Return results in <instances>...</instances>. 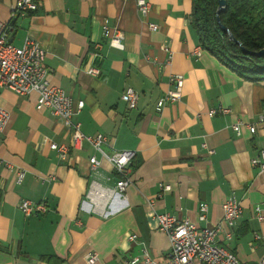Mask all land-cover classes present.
<instances>
[{
    "label": "crops",
    "instance_id": "0c3cea01",
    "mask_svg": "<svg viewBox=\"0 0 264 264\" xmlns=\"http://www.w3.org/2000/svg\"><path fill=\"white\" fill-rule=\"evenodd\" d=\"M149 1L143 16L134 0H43L12 19V42L37 40L46 50L47 80L74 102L83 100L74 117L82 132L106 136L107 153L134 150L135 157L131 183L106 201L103 215L93 213L85 193L92 181L114 188L111 163L86 142L60 158L49 144L70 143L62 120L37 109L35 93L1 89L9 118L0 134V264H87L89 252L97 254L96 264H126L143 254L165 264L170 244L155 214L210 227L222 221L221 204L230 196L240 201L242 216L231 239L222 232L218 242L243 264L264 259V220L253 212L261 206L264 214V170L251 163L264 151V126L254 133L232 129L264 112V80L241 78L203 48L192 53L199 42L191 0ZM14 3L0 0L1 20H9ZM105 20L123 32L121 49L103 36ZM90 66L99 73L86 72ZM175 73L183 76L181 98L157 112ZM127 87L138 93L131 110L121 100ZM220 106L229 112L207 114ZM91 155L100 160L96 170ZM17 170L24 172L20 182ZM162 183L171 190L157 197ZM23 199L42 202L47 211L25 215ZM201 203L205 221L198 219Z\"/></svg>",
    "mask_w": 264,
    "mask_h": 264
},
{
    "label": "built area",
    "instance_id": "2783aa9c",
    "mask_svg": "<svg viewBox=\"0 0 264 264\" xmlns=\"http://www.w3.org/2000/svg\"><path fill=\"white\" fill-rule=\"evenodd\" d=\"M43 0H15L9 20L0 19V90L8 89L19 95L36 94L35 107L46 109L52 115L59 117L70 132L69 144H58L51 142L49 147L54 150L60 158H65L73 149H78L83 143H88L102 158L108 160L113 170L118 175L114 188L101 186L92 181L85 193V198L91 204L92 212L98 215L104 214L106 201L114 193H122L131 183V174L134 168V150H121L107 153L103 146L106 136L97 134L90 136L84 134L80 123L74 119L75 115L83 108V100L74 102L73 98L62 88L51 84L47 80V70L44 66L46 50L33 38H25L21 46L15 45L11 40L12 19L17 14H25L36 11ZM138 12L146 16L150 10L149 0H134ZM151 30H157L158 26L148 23ZM102 34L108 39L109 44L121 49L123 47V32L112 29L105 20L102 26ZM99 46V45H98ZM164 49H167L166 47ZM202 47L196 46L193 54L200 55ZM86 72L92 75L99 73V69L90 66ZM172 88L161 97L155 105V110L160 112L167 102H177L181 98L183 88V76L175 73L170 77ZM121 100L126 104L128 110L134 109L138 100V93L131 87H127L121 94ZM228 107H217L208 110L207 114L213 116L217 113L226 114ZM9 113L0 107V134L7 123ZM246 127L250 133H254L258 126H264V112L259 114L254 122H237L232 129L239 134L240 128ZM212 152V151H210ZM91 170L100 166V160L91 155L88 159ZM253 166L264 170V151L260 152L258 158L251 160ZM24 172L17 170L16 180L20 182ZM171 190L169 184H159L157 197ZM20 210L25 215L39 214L47 211V206L42 202L23 199L19 203ZM222 221L213 226L199 227L188 219H179L169 213H156L155 220L158 229L164 232L169 239V250L165 257V264H243L228 247L218 242V236L224 232L226 239H231L233 227L242 216V205L234 196L226 198L222 204ZM207 205L199 204L198 219L206 220ZM253 212L259 221L264 220L263 208L255 206ZM255 236L259 238L256 233ZM136 235L130 234L129 239L135 240ZM87 264H96L98 256L95 252L86 255ZM124 264V263H120ZM126 264H159V262L148 255L133 256ZM256 264H264V259Z\"/></svg>",
    "mask_w": 264,
    "mask_h": 264
},
{
    "label": "trees",
    "instance_id": "16d2710c",
    "mask_svg": "<svg viewBox=\"0 0 264 264\" xmlns=\"http://www.w3.org/2000/svg\"><path fill=\"white\" fill-rule=\"evenodd\" d=\"M191 1L199 45L241 78L264 80V55L255 54L264 48V0H225L218 15V0Z\"/></svg>",
    "mask_w": 264,
    "mask_h": 264
},
{
    "label": "water",
    "instance_id": "95a60500",
    "mask_svg": "<svg viewBox=\"0 0 264 264\" xmlns=\"http://www.w3.org/2000/svg\"><path fill=\"white\" fill-rule=\"evenodd\" d=\"M225 0H218V6H217V11H216V14L218 15V13L225 7ZM217 19H219L217 17ZM221 28L225 31H228L226 27L224 26H221ZM230 38L232 39V36L230 35ZM256 55H264V48L263 49H260L259 51L255 52Z\"/></svg>",
    "mask_w": 264,
    "mask_h": 264
}]
</instances>
